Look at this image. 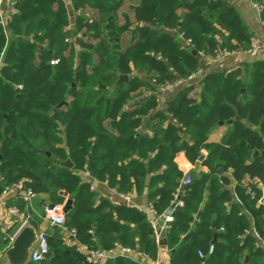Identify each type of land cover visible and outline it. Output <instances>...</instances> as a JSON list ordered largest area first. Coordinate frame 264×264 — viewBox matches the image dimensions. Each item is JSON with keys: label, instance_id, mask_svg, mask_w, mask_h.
<instances>
[{"label": "trees", "instance_id": "1", "mask_svg": "<svg viewBox=\"0 0 264 264\" xmlns=\"http://www.w3.org/2000/svg\"><path fill=\"white\" fill-rule=\"evenodd\" d=\"M15 8L7 33L0 23V194L21 183L52 204L72 200L48 235L49 255L28 264H88L76 241L158 259L147 215L100 198L82 171L145 193L158 216L174 208L162 234L170 264H264L262 190L252 180L264 182V62L205 73L162 105L156 93L203 67L200 53L251 47L237 10L225 0H15ZM120 75L129 81L116 85ZM221 122L224 136L210 141ZM180 151L208 167L183 191ZM68 159L72 168L61 164ZM177 196L183 206H173ZM10 243L0 228V258Z\"/></svg>", "mask_w": 264, "mask_h": 264}, {"label": "built area", "instance_id": "2", "mask_svg": "<svg viewBox=\"0 0 264 264\" xmlns=\"http://www.w3.org/2000/svg\"><path fill=\"white\" fill-rule=\"evenodd\" d=\"M250 2L256 7V9L259 12L264 11V3L261 0H250ZM12 8H15V0H0V23L4 27L5 32L7 33L9 30L10 22L12 21L14 11ZM261 47L260 42L252 38L251 39V47L247 50L248 53H252L256 50H258ZM233 51H230L226 48H223L219 50L215 56H206L204 53H200L203 57V60L205 64H212L225 55H228L232 53ZM3 56V53L1 54V57ZM59 63L58 59L51 60V64L56 65ZM3 66V60L0 59V68ZM205 70L204 66L199 68L196 72L191 74L187 79L180 80L178 82H168V83H160L158 84V88L160 91H166L174 88L178 84H187V83H193L195 79L199 76H204ZM156 82V80H153ZM18 88H22L21 85L18 86ZM84 176L86 181L89 183V179L92 177L91 174L88 171H82L81 172ZM253 182H255L259 188H261V196L258 198V203L264 205V194H263V187L264 182L259 177H254ZM185 185H188L191 183L190 175L187 173L185 176V179L183 181ZM90 184V183H89ZM90 189L93 191L95 189L94 184H90ZM15 193V197L25 203L26 205H31L33 203V200L36 198V192L32 188H24L21 183H14L12 185L6 186L2 193L0 194V208H6L7 213L9 216H20L22 217V213L19 209V207L15 204H10L7 200V196L11 193ZM133 191H129L126 193L118 192L119 197L123 200L125 205L127 207L135 208L141 212H144L147 215V218L149 222L152 224V226L155 229V237L158 243H162V234L164 230H166L169 226V223H171L174 220V208L168 209L164 214L161 216L157 215L156 209L152 204H149L148 206L143 205H137L134 204L133 201ZM123 203V204H124ZM174 207L176 206H183L184 203L178 199V196L176 198V201L174 202ZM64 204H48L44 207V219L47 220L52 226L55 227H62L66 222V213L64 212ZM28 223V219H24L22 221L21 228ZM5 223L0 217V228L2 231L6 232ZM17 234V233H16ZM7 237L12 240L14 239L15 235ZM72 238L76 236V231L72 230L70 232ZM264 243V242H263ZM78 250L83 253L85 256V260L88 264H108V262L116 258L117 256H123L131 258L132 260L139 261L142 264H158V262L153 261L150 259V257L147 254H140V257L136 255V251H134L130 247H123L119 246L115 249H101V248H93L89 246L88 244L77 242ZM214 251V244H211L209 246V252ZM50 253V244H49V238L46 232L42 231L38 234V243L36 248L32 252L31 261L33 262H41L44 260ZM199 255L201 257H204V254L200 251ZM153 261V263H152ZM155 262V263H154Z\"/></svg>", "mask_w": 264, "mask_h": 264}, {"label": "crops", "instance_id": "3", "mask_svg": "<svg viewBox=\"0 0 264 264\" xmlns=\"http://www.w3.org/2000/svg\"><path fill=\"white\" fill-rule=\"evenodd\" d=\"M229 4H231L237 12L240 14L241 18L243 19L244 23L248 27L249 31L252 33L253 38L257 39L261 47L252 52L248 53L241 52V51H233L232 53L225 55L218 61L212 63V64H205L204 60V70L205 73L210 72H223L225 70H230L235 67H244L245 65H253L258 62H264V20L262 19V13L259 12L256 7L250 2V0H225ZM14 13L16 12V8H12ZM71 18V24H72V16ZM202 79V76L197 77L195 79L194 84H198V82ZM191 84H178L174 88L166 91H158V88L156 93L160 94L161 99V105L164 101L167 99H170L177 95L179 91L186 85ZM145 95H150V93H144ZM223 124H220L218 128L214 129L212 134L210 135V141H219L224 136L227 127L222 126ZM204 156H207V151H202ZM175 162L178 164L179 168L183 172V177L181 179V184H183V181L185 179L186 174L189 175L192 172H207L208 167L205 165H202L201 162H191L184 151H180L176 154ZM81 176L85 179V176L80 173ZM89 183L95 185V189L93 192L98 193L100 195V198L108 197L112 201L116 203H124L123 200L119 197L118 191L115 188H111L107 183L100 182L94 177H91L89 179ZM248 181V180H247ZM250 181V179H249ZM89 184V185H90ZM263 194H264V187H263ZM7 200L10 204H15L19 207L22 217L20 216H9L7 213L6 208H0V217L5 223L6 228V234L9 236H12L16 234L22 226V221L24 219H28V223L33 225L37 232L40 233L42 231L46 232L47 235H52L55 226H52L47 220L44 219L43 213H44V207L48 204H52L47 198L44 197V195H37L36 198L33 200V203L31 205H26L22 201L18 200L15 197V193H11L7 196ZM133 201L134 204L137 205H143L148 206L150 204V201L148 200L145 193L142 195H138L136 192L133 194ZM125 204V203H124ZM136 255L140 257V254L136 252ZM157 260V261H156ZM153 260L158 262V264H170V251L168 250V247L165 245V243H160L159 248V255L158 259ZM152 261V263H153ZM155 263V262H154Z\"/></svg>", "mask_w": 264, "mask_h": 264}, {"label": "water", "instance_id": "4", "mask_svg": "<svg viewBox=\"0 0 264 264\" xmlns=\"http://www.w3.org/2000/svg\"><path fill=\"white\" fill-rule=\"evenodd\" d=\"M194 54H197L196 50H193ZM129 75H120L116 82V85L123 81H129ZM231 122V121H229ZM220 124H223L221 122ZM258 152H256L257 154ZM69 168L73 167L72 162L68 159L61 163ZM186 185L181 184L180 190L183 191ZM178 199H180L178 197ZM237 201V198H235ZM175 204H173L174 206ZM53 206V204H51ZM72 207V200H68L64 207V212L69 213ZM38 232L36 228L30 223H26L15 235L14 239L10 243L9 247L2 254L0 261L1 264H28L31 261L33 250L36 248L38 243ZM187 238V237H186Z\"/></svg>", "mask_w": 264, "mask_h": 264}]
</instances>
